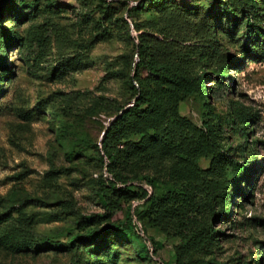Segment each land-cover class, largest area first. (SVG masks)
Instances as JSON below:
<instances>
[{
	"label": "rangeland",
	"instance_id": "rangeland-1",
	"mask_svg": "<svg viewBox=\"0 0 264 264\" xmlns=\"http://www.w3.org/2000/svg\"><path fill=\"white\" fill-rule=\"evenodd\" d=\"M142 34L154 38L151 56L181 77L204 74L205 88L159 84L146 67L138 77ZM3 54L0 264H264V0H0ZM133 86L160 95L169 121L182 122L168 136L181 150L136 130L111 141L114 170L150 195L188 187L193 201L106 188L104 132L134 104ZM204 137L212 153L195 147ZM215 180L226 218L206 202ZM113 222L123 234L73 241ZM15 227L29 234L22 248L4 237Z\"/></svg>",
	"mask_w": 264,
	"mask_h": 264
},
{
	"label": "trees",
	"instance_id": "trees-1",
	"mask_svg": "<svg viewBox=\"0 0 264 264\" xmlns=\"http://www.w3.org/2000/svg\"><path fill=\"white\" fill-rule=\"evenodd\" d=\"M159 0H152V2L155 4ZM151 40H154V38H151L147 35H141L140 36V43H139V49H140V59L136 62L135 65V71L137 76L139 75V71L142 67H146L151 72L158 74V82L159 84H169L172 83L174 85H177L180 89L184 90L186 93L190 94L194 91L201 92V86L205 88V75H200L198 78H184L181 77L179 74L173 71L174 64L171 61L168 60H162L160 58H154L151 56L153 54L152 49V42ZM5 57H6V53ZM3 55H0V67L4 68V62H3ZM139 77V76H138ZM133 88L136 90V98L133 105H129L121 114H118L115 120L111 123V125L106 129V132L103 136V145L104 150L106 152L107 160H106V171L111 176V178L104 176V184L106 188L114 189L115 191L119 192H134V193H140L141 198H147V202H156V201H163V202H174L177 200L184 201V203H189L193 201L192 197V190L188 187H183L180 189H169L167 192L156 196L155 193L150 195V190L142 186L140 183H135L134 178H123L119 176V174L114 170V166H116L117 162V153L114 152V150L111 147V141L114 139H117L118 137H123L126 134H129L133 131H139L143 134V138H149L151 141L157 142L159 145H161L165 149H169L172 151H179V149L176 144H172L169 140L168 136L173 135H180L182 134V122L178 121L175 122L169 121L167 117V110L165 107V103L163 98L156 94L153 90H145L144 87L141 89ZM155 109V110H154ZM155 111V113H154ZM154 117V119L152 118ZM152 121V124L145 127L144 130L140 129V127H136L135 121L137 120H144L148 119ZM178 119V117H177ZM179 120V119H178ZM130 127H132V131H129ZM201 140H206L202 143H199V146L196 145L198 149L201 150V152L204 153H212L214 151V145L207 139L202 138ZM143 141V140H141ZM140 141V142H141ZM183 140V144H185ZM193 144L194 142H188L187 144ZM186 145V144H185ZM180 147V144H179ZM156 181L154 179H148L146 180V183L150 186H155ZM211 183L208 184V188L210 189V192L208 194L207 198V205L210 207L213 214H215L217 217L223 216L227 217L229 212H231L230 205L228 204L229 200H227V196L224 197L225 193H221L217 188L219 181H210ZM119 184H122L123 186H119ZM136 189V190H135ZM219 199H220V205H219ZM8 216L0 214V226H2L4 223H9ZM131 221V227L135 231V234L139 236H143L141 234V230L139 228V225L135 224L133 221V218L130 216ZM144 230V233L146 232V228L141 224ZM125 228H123L122 225H120V222H113L112 224H108L103 227L95 228L92 231H89L87 233H78L73 237V241H81V242H89V243H95L97 241H103L106 239L108 234L112 235H119L123 234L125 231ZM10 233V232H6ZM27 230L20 227H15V236L14 238H11L10 236L5 234L6 241H9V245H12L13 247L22 248L21 241L24 237L27 235ZM201 235V234H200ZM202 237V236H201ZM151 242L154 247L155 252V242L151 239ZM202 242V238H199V235H195L193 241L190 244H193V247H196ZM50 245H63V242L61 241H49ZM147 252L150 251V248L148 245H146ZM178 251L182 252V247L179 246ZM151 252V251H150ZM182 258H178V263L182 264L181 261ZM166 264V263H165Z\"/></svg>",
	"mask_w": 264,
	"mask_h": 264
},
{
	"label": "built area",
	"instance_id": "built-area-1",
	"mask_svg": "<svg viewBox=\"0 0 264 264\" xmlns=\"http://www.w3.org/2000/svg\"><path fill=\"white\" fill-rule=\"evenodd\" d=\"M107 177L111 178L110 175L107 176ZM119 186H123V185H122V184H119ZM150 193H151V191H150ZM138 225H139V228H140V230H141V233H142V234H145V233H144V230H143V227H142V225H141V223H139ZM152 246H153V245H152Z\"/></svg>",
	"mask_w": 264,
	"mask_h": 264
},
{
	"label": "water",
	"instance_id": "water-1",
	"mask_svg": "<svg viewBox=\"0 0 264 264\" xmlns=\"http://www.w3.org/2000/svg\"><path fill=\"white\" fill-rule=\"evenodd\" d=\"M105 132H106V130H105ZM105 132H104V133H105Z\"/></svg>",
	"mask_w": 264,
	"mask_h": 264
}]
</instances>
